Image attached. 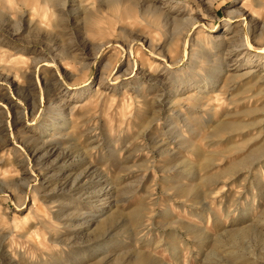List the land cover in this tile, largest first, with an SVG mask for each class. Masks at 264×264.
<instances>
[{
  "label": "rangeland",
  "instance_id": "rangeland-1",
  "mask_svg": "<svg viewBox=\"0 0 264 264\" xmlns=\"http://www.w3.org/2000/svg\"><path fill=\"white\" fill-rule=\"evenodd\" d=\"M263 22L0 0V264H264Z\"/></svg>",
  "mask_w": 264,
  "mask_h": 264
},
{
  "label": "bare ground",
  "instance_id": "bare-ground-1",
  "mask_svg": "<svg viewBox=\"0 0 264 264\" xmlns=\"http://www.w3.org/2000/svg\"><path fill=\"white\" fill-rule=\"evenodd\" d=\"M259 5H260V3H259ZM242 8H244V6H242ZM231 12H233V11H231ZM233 14H236V15H241L240 17H241V21L243 22V32H245V35L247 36V37H249V35H250V33H251V23L250 22H252V19L250 18V12L248 13H246L245 11H243V10H239L238 12H233ZM232 15V13L230 14L229 13V17L227 18V23H226V25H231V23H233V21H234V17L233 16H231ZM235 15V16H236ZM254 17V16H253ZM264 23V22H263ZM245 44H243V46H244ZM251 46V45H250ZM149 53L151 54V55H153V56H156V54L155 53H153V52H151V51H149ZM255 55H257V58L256 59H261V60H263V62L261 63V65L262 66H264V49H262V50H258V52L256 51V49H255ZM189 99H193L194 97H195V95L194 94H189ZM196 98V97H195ZM194 100V99H193ZM191 106H192V103H191Z\"/></svg>",
  "mask_w": 264,
  "mask_h": 264
}]
</instances>
